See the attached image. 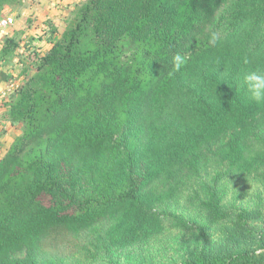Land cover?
Segmentation results:
<instances>
[{"label":"trees","instance_id":"obj_1","mask_svg":"<svg viewBox=\"0 0 264 264\" xmlns=\"http://www.w3.org/2000/svg\"><path fill=\"white\" fill-rule=\"evenodd\" d=\"M75 14L8 106L7 119L22 133L0 160V264H35L47 238L100 219L112 221V244L159 232L161 220L143 206L146 185L165 166H183L209 138L226 140L237 170L264 163L254 143L264 103L243 82L264 70V0H83ZM176 55L184 59L179 71ZM127 125L149 136L131 159L117 144ZM205 207L213 221L230 217L217 195ZM235 218L244 248L181 264H264V221L254 239V211Z\"/></svg>","mask_w":264,"mask_h":264},{"label":"rangeland","instance_id":"obj_2","mask_svg":"<svg viewBox=\"0 0 264 264\" xmlns=\"http://www.w3.org/2000/svg\"><path fill=\"white\" fill-rule=\"evenodd\" d=\"M82 1L0 0V117L7 119L8 106L17 92L34 76L63 33L75 25V9ZM124 128L117 144L127 147L124 155L131 159L136 147L148 145L149 136L139 127L132 131L128 125ZM13 129L21 134L22 124L14 123ZM258 133L254 143L264 153V129ZM209 140L194 157L188 156L183 166H165L163 173L146 185L143 206L145 212L161 220L159 232L131 245L112 244L106 236L112 221L100 219L79 232L47 238L36 253L35 264H181L201 254L223 255L245 247L234 224L238 221L235 217L246 210L259 218L250 232L254 239L260 238L264 163L256 171L237 170L224 150L226 140ZM136 165L138 170L144 166L142 162ZM118 168L113 169L120 182L123 174ZM105 178L100 174L97 181L105 190L112 189L114 182ZM212 195L218 196L221 208L229 214L227 221L216 222L208 216L205 203ZM24 258L25 254L18 256Z\"/></svg>","mask_w":264,"mask_h":264},{"label":"clouds","instance_id":"obj_3","mask_svg":"<svg viewBox=\"0 0 264 264\" xmlns=\"http://www.w3.org/2000/svg\"><path fill=\"white\" fill-rule=\"evenodd\" d=\"M212 42L215 43V37H213ZM173 63L175 70L179 71L184 59L180 55H176ZM243 82L250 98L257 103H264V70H256L246 74Z\"/></svg>","mask_w":264,"mask_h":264},{"label":"crops","instance_id":"obj_4","mask_svg":"<svg viewBox=\"0 0 264 264\" xmlns=\"http://www.w3.org/2000/svg\"><path fill=\"white\" fill-rule=\"evenodd\" d=\"M3 96L0 97V102ZM2 109L0 107V115L2 114ZM20 131H14L13 124L5 117H0V160L7 153L11 144L13 143L16 135L18 136Z\"/></svg>","mask_w":264,"mask_h":264},{"label":"built area","instance_id":"obj_5","mask_svg":"<svg viewBox=\"0 0 264 264\" xmlns=\"http://www.w3.org/2000/svg\"><path fill=\"white\" fill-rule=\"evenodd\" d=\"M9 22H10V23H13V20H12V19H9Z\"/></svg>","mask_w":264,"mask_h":264}]
</instances>
